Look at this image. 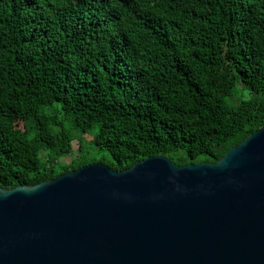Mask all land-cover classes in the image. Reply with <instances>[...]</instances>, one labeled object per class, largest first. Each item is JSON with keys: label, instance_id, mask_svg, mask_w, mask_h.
<instances>
[{"label": "trees", "instance_id": "1", "mask_svg": "<svg viewBox=\"0 0 264 264\" xmlns=\"http://www.w3.org/2000/svg\"><path fill=\"white\" fill-rule=\"evenodd\" d=\"M263 125L264 0H0L2 190L214 164Z\"/></svg>", "mask_w": 264, "mask_h": 264}, {"label": "water", "instance_id": "2", "mask_svg": "<svg viewBox=\"0 0 264 264\" xmlns=\"http://www.w3.org/2000/svg\"><path fill=\"white\" fill-rule=\"evenodd\" d=\"M0 264H264V125L214 164L156 156L0 189Z\"/></svg>", "mask_w": 264, "mask_h": 264}, {"label": "rangeland", "instance_id": "3", "mask_svg": "<svg viewBox=\"0 0 264 264\" xmlns=\"http://www.w3.org/2000/svg\"><path fill=\"white\" fill-rule=\"evenodd\" d=\"M76 149V146L74 145L73 146V150H75ZM74 153V152H73ZM72 158H74V154L73 155H71L70 157H66V158H63L62 159V162H70V159H72Z\"/></svg>", "mask_w": 264, "mask_h": 264}]
</instances>
